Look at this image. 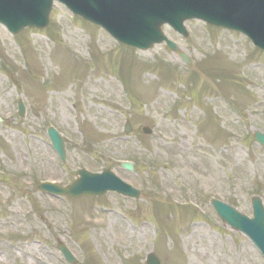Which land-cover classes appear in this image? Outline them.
<instances>
[{
	"label": "rangeland",
	"instance_id": "374dc122",
	"mask_svg": "<svg viewBox=\"0 0 264 264\" xmlns=\"http://www.w3.org/2000/svg\"><path fill=\"white\" fill-rule=\"evenodd\" d=\"M184 25L186 39L162 31L188 66L164 43L116 47L56 4L43 30L0 26V264H66L57 242L76 264H145L151 252L160 264H264L209 205L249 217L252 195L264 205V148L253 139L264 134V54L238 34ZM49 126L63 137L64 164ZM80 169H109L141 197L37 189L65 187Z\"/></svg>",
	"mask_w": 264,
	"mask_h": 264
},
{
	"label": "water",
	"instance_id": "95a60500",
	"mask_svg": "<svg viewBox=\"0 0 264 264\" xmlns=\"http://www.w3.org/2000/svg\"><path fill=\"white\" fill-rule=\"evenodd\" d=\"M14 1L16 2V5L9 4L6 0H0V10H3L6 13L20 12V1ZM211 1L212 0H199L202 5H205L208 2L212 6V3H210ZM222 1H225L228 4V8L226 10L227 18L225 22L220 23L219 21H217L212 11L205 14L202 19L209 24H213L216 27H222L245 34L253 41L256 47L264 51V27L259 28L258 25L255 24V20L252 17L251 10L248 6V0ZM48 2H50V0H47V3ZM147 2L148 0H122V10L127 9V11H129V13L135 19H138L140 23H144L145 30H143L142 32L130 34L128 36L120 35L119 37L115 36L110 31H107L112 34V36L115 37L119 43L136 49L146 50L151 48L153 44L165 41L167 48L173 52H176L180 56V58L186 64H188L189 60L184 55L178 52L174 44L167 41L162 36L160 32V26L162 22L154 16V13L159 4L165 2V0H152V5L150 6V8H145L144 5ZM106 5L109 4L106 3ZM48 12L49 9L44 14L41 12L42 15L36 13V17L33 18V20L36 22L34 24L29 22L32 17L22 15V13H16L17 15L15 17L11 16L10 23H3L7 26L12 34L18 33L25 26L44 28L47 24ZM74 14L75 16H78L77 12H75ZM6 16L7 15H4V13H0V19L5 18ZM82 17L85 18L84 16ZM186 18V14L171 15L167 17V19L171 20L177 25L173 27L179 33L183 34L184 37H186V34L181 27V23ZM90 21L94 22V20L92 19ZM177 27H179V29ZM19 115H23V107L21 103H19ZM145 132H147V130H145ZM48 135L52 142V146L57 152L60 160L64 162L65 152L62 140L60 139L59 135L52 129L48 130ZM254 137L259 145L264 146V135L255 133ZM123 167L130 168V166L128 165H124ZM75 175H79L80 178L75 181L69 188L60 189L56 186L43 184L39 187V189L56 196H98L110 191L127 197L139 198L138 191L133 190L126 184L122 183L109 171H104L101 175H92L84 171H78L75 173ZM211 205L215 208L216 213L222 220L223 224L227 223L232 230L240 231L241 233L246 235L264 256V208L262 207V203L259 198L254 197L251 199L253 212L252 219H248L247 217L240 215L236 210L215 200L211 201ZM58 249L63 254L68 263L75 262L66 248H64L62 245H59ZM146 264H159V262L154 255L150 254L146 258Z\"/></svg>",
	"mask_w": 264,
	"mask_h": 264
},
{
	"label": "bare ground",
	"instance_id": "6f19581e",
	"mask_svg": "<svg viewBox=\"0 0 264 264\" xmlns=\"http://www.w3.org/2000/svg\"><path fill=\"white\" fill-rule=\"evenodd\" d=\"M9 4L16 5V2L14 0H6Z\"/></svg>",
	"mask_w": 264,
	"mask_h": 264
}]
</instances>
